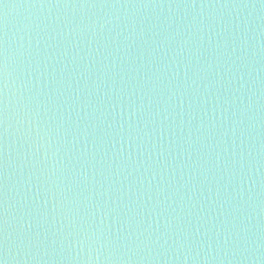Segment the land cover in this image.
I'll list each match as a JSON object with an SVG mask.
<instances>
[{"label":"water","instance_id":"water-1","mask_svg":"<svg viewBox=\"0 0 264 264\" xmlns=\"http://www.w3.org/2000/svg\"><path fill=\"white\" fill-rule=\"evenodd\" d=\"M3 264H264V0H0Z\"/></svg>","mask_w":264,"mask_h":264},{"label":"snow or ice","instance_id":"snow-or-ice-1","mask_svg":"<svg viewBox=\"0 0 264 264\" xmlns=\"http://www.w3.org/2000/svg\"><path fill=\"white\" fill-rule=\"evenodd\" d=\"M0 264H3V262H2V261H0Z\"/></svg>","mask_w":264,"mask_h":264}]
</instances>
